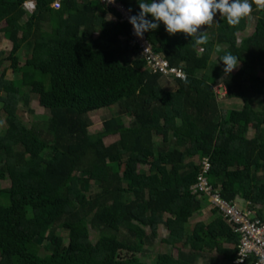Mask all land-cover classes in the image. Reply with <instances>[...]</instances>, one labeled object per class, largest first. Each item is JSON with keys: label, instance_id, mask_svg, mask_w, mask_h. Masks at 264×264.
Segmentation results:
<instances>
[{"label": "trees", "instance_id": "obj_1", "mask_svg": "<svg viewBox=\"0 0 264 264\" xmlns=\"http://www.w3.org/2000/svg\"><path fill=\"white\" fill-rule=\"evenodd\" d=\"M25 1L0 0L2 36L11 43L0 52V68L8 61L19 75L6 80V70L0 74L6 123L0 181H9L0 187V264H197L212 251L221 259L209 257L206 264H234L238 236L217 210L190 233L185 225L206 199L191 189L204 157L220 198L240 201L238 207L264 223V76L256 72L264 65V10L253 5L255 28L241 40L237 33L248 17L236 27L224 19L217 29L201 28L209 37L203 45L183 33L169 35L163 23L145 32L154 50L186 73V80L176 77L175 88L166 89L165 76L149 70L131 42L130 24L107 19L110 8L100 0H61L59 8L33 0L31 13ZM118 1L133 15L140 11L137 0ZM218 46L224 47L220 61L226 53L240 60L222 78L228 96L243 98L239 108L221 106L217 78L205 72ZM23 49L29 55L21 65ZM247 91L262 98L259 107ZM30 95L48 112L45 131L16 114L17 103L28 104ZM115 104L119 114L89 133V113ZM110 136L118 140L106 145ZM93 181L98 191H91ZM55 206L60 213L42 221L44 210ZM159 225L168 232L162 243L186 251L176 257L160 252L149 262L141 256L148 257L145 247Z\"/></svg>", "mask_w": 264, "mask_h": 264}, {"label": "rangeland", "instance_id": "obj_2", "mask_svg": "<svg viewBox=\"0 0 264 264\" xmlns=\"http://www.w3.org/2000/svg\"><path fill=\"white\" fill-rule=\"evenodd\" d=\"M115 15V9L113 8L112 11L110 9H107L106 11V18L110 19L112 16ZM224 19H222L220 16L215 18V21L218 22L219 24L223 22ZM255 22L256 19L254 16H252L251 14L248 16V20H247V25L245 30L243 31H239L237 33L238 35V40H241L243 37L250 35L254 28H255ZM45 25L43 26V28H48L46 25V23H44ZM219 24L217 23H213L210 27L208 26H202L203 29L205 30H209L210 28H218ZM4 22L0 23V52H8L11 49V43L9 41H7L6 39L3 38L2 36V32L1 29L4 27ZM211 32V31H210ZM97 33H95L96 35ZM224 49L223 46H218L215 48L211 58H210V65L207 68V70H205V72H208L209 74L213 75L215 78H217V84H215V90L218 93V98H219V102L221 104L222 107H241L244 103L243 98L241 97H230L227 95V91L225 86L223 85L222 82V78L225 76V73L223 71L224 69V64H222V62L219 59V54L221 53V51ZM19 55V63L22 65L25 61V59L27 58V56L29 55L28 50H21V52L18 54ZM240 66V65H239ZM239 68V67H238ZM238 68L234 69L233 71H236ZM6 70L5 72V79L6 80H13L14 78L18 77V74H13L9 68V62L6 61L4 62V64L1 66L0 68V74L3 70ZM257 74L264 76V65L263 67H258L256 70ZM162 85H164V87L166 89H174L175 88V83H174V78L172 77H163L162 78ZM4 93L0 92V97L3 96ZM247 95L248 98L250 99L251 102H253V104L256 107H259L262 103V98L260 96H257L256 94H251L249 91H247ZM250 96V97H249ZM17 115L20 117L21 120H23L24 122H27L28 124H32L34 125L35 128L41 130V131H45V129L47 128V120L49 118L48 112L45 111L42 107L39 106L37 98L35 95H30L29 98V102L28 104H23V102H18L17 103ZM119 109L120 106L118 104L113 105L111 108H106V109H100L97 111H93L91 113H89V117L91 119L92 125L88 128V132L89 133H96L98 131L102 130V121L106 118H109L110 116H114L119 114ZM123 119L125 121V123H129V121L131 120L130 116L128 114H123ZM6 127V123H5V113L2 110V103L0 101V133H2V130H4ZM254 129L251 128L249 130L248 135L249 136H253L254 135ZM174 134L173 132H170V138H173ZM163 138L162 135H155V140L157 142L161 141ZM118 140V136H110L107 137L105 139V143L106 145H109L115 141ZM194 159L196 161L197 157H194ZM147 168V167H144ZM262 174V173H261ZM9 186V181L8 180H4V181H0V187L1 188H5ZM92 192L98 191V183L96 181H93V185H92ZM238 201V200H237ZM236 203L241 205L240 201H238ZM202 205L204 208V212H199V213H195L193 214V216L191 217V219L189 220V222L185 225V229L187 232H191L193 226L195 225V223L202 221L204 223H208L212 217L213 214L208 210V206L212 208V204H210L209 201H207L206 199H203ZM246 205V203L244 204V206ZM257 208H259V206H256L254 210H256ZM264 210V206L262 208ZM214 210V209H213ZM61 211V207L59 206H55L53 208H49V209H45L44 210V214H43V218L42 221H51L53 218H55ZM215 216V215H214ZM146 232L149 233V230L146 229ZM57 233L60 235H63V237L67 238V233L62 230V229H58ZM167 235V230L162 226L159 225L158 229H157V235L156 238L154 239L153 243L151 245H147L145 247L146 252L148 253V257H142V259L146 260V261H153L155 256L160 253V252H170L172 253V255L174 257L177 256L179 250H181L182 248L178 247V248H171L170 246L164 244L161 242V239H164ZM91 236L93 240H96L98 237V233L95 230H91ZM67 241V240H66ZM183 251H186V249H182ZM40 253L43 254V251L40 250ZM209 257H217V259H221V255L220 253L216 252V251H212L209 254H203L201 255L199 258H201L199 260V263L197 264H206L205 260L208 259Z\"/></svg>", "mask_w": 264, "mask_h": 264}, {"label": "clouds", "instance_id": "obj_3", "mask_svg": "<svg viewBox=\"0 0 264 264\" xmlns=\"http://www.w3.org/2000/svg\"><path fill=\"white\" fill-rule=\"evenodd\" d=\"M114 3L115 0H106ZM140 11L128 17L133 26L134 35L143 37L147 31L156 30L163 23L169 35L183 33L194 39L196 45L207 44L209 37L201 31L202 26H211L217 13L222 19L227 20L230 27H236L240 21L253 12V5L259 10H264V0H137ZM27 11L34 12L33 0L24 2ZM132 11L131 8L128 9ZM152 19H148V16ZM224 64V73L230 74L240 65V60L232 53H226L221 57ZM181 79L186 77L183 73H177ZM208 201V199L206 198ZM258 264H264V255L260 256Z\"/></svg>", "mask_w": 264, "mask_h": 264}, {"label": "built area", "instance_id": "obj_4", "mask_svg": "<svg viewBox=\"0 0 264 264\" xmlns=\"http://www.w3.org/2000/svg\"><path fill=\"white\" fill-rule=\"evenodd\" d=\"M102 4L110 9H115L114 19L128 21V17L133 15L118 0L114 3H107L106 0H100ZM53 8H59L61 0H51ZM130 24V23H129ZM132 40L142 57L146 61V67L154 73H160L169 78H180L177 73H186L182 65H172L170 61L159 51L154 50L147 34L143 37L134 35L133 26L130 24ZM202 172L198 175L197 183L192 186L194 194H200V198H207L212 208L217 210L223 219L231 226L234 234L238 236V245L236 247V259L234 264H244L246 261H252V264H258L260 256L264 255V223L257 217L250 214L246 209H242L235 203L228 202L220 198L219 192L214 190L210 184L205 172L210 168V161L207 157L201 160Z\"/></svg>", "mask_w": 264, "mask_h": 264}, {"label": "crops", "instance_id": "obj_5", "mask_svg": "<svg viewBox=\"0 0 264 264\" xmlns=\"http://www.w3.org/2000/svg\"><path fill=\"white\" fill-rule=\"evenodd\" d=\"M204 208H205V207L202 206L200 212L203 213V212H204ZM207 208H208V210L211 212V207L208 206ZM211 213H212V212H211ZM210 221H211V220H210ZM210 221H209V222H210ZM199 222H202V221H199ZM203 223H204V222H203ZM205 224H206V223H205ZM167 235H168V232H167ZM167 235H166V237H167ZM166 237H165V238H166ZM223 249H232V246H231V245H225V244H223Z\"/></svg>", "mask_w": 264, "mask_h": 264}]
</instances>
